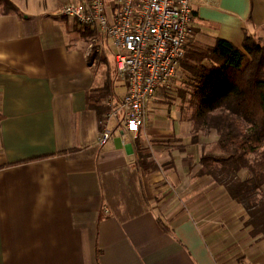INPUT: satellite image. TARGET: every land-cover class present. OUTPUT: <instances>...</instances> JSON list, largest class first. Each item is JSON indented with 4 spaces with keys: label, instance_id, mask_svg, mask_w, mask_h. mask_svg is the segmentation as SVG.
<instances>
[{
    "label": "crops",
    "instance_id": "obj_1",
    "mask_svg": "<svg viewBox=\"0 0 264 264\" xmlns=\"http://www.w3.org/2000/svg\"><path fill=\"white\" fill-rule=\"evenodd\" d=\"M9 1L18 12L0 2V264H264L245 208L201 175L218 138L194 134L185 69L136 138L124 143L114 127L99 146L90 97L115 66L109 40L107 62L91 63L95 32L60 14L70 0ZM192 27V46L242 49L246 36L264 37V0H195ZM112 77L120 99L126 86Z\"/></svg>",
    "mask_w": 264,
    "mask_h": 264
},
{
    "label": "trees",
    "instance_id": "obj_2",
    "mask_svg": "<svg viewBox=\"0 0 264 264\" xmlns=\"http://www.w3.org/2000/svg\"><path fill=\"white\" fill-rule=\"evenodd\" d=\"M6 6L5 12H18L10 1ZM97 57L91 54L90 62ZM182 67L190 75L194 133L216 132L223 151L203 155L201 175L224 186L247 211L252 235L264 236V39L246 36L242 49L223 39L212 48L190 45ZM109 75L100 94L90 97L100 122L109 110L104 102L114 95Z\"/></svg>",
    "mask_w": 264,
    "mask_h": 264
},
{
    "label": "built area",
    "instance_id": "obj_3",
    "mask_svg": "<svg viewBox=\"0 0 264 264\" xmlns=\"http://www.w3.org/2000/svg\"><path fill=\"white\" fill-rule=\"evenodd\" d=\"M194 1L70 0L61 9L62 16L109 40L118 78L126 86L122 98L111 96L106 102L99 146L112 139L114 127L124 143L130 134L136 138L158 91L174 96L172 84L194 36Z\"/></svg>",
    "mask_w": 264,
    "mask_h": 264
},
{
    "label": "rangeland",
    "instance_id": "obj_4",
    "mask_svg": "<svg viewBox=\"0 0 264 264\" xmlns=\"http://www.w3.org/2000/svg\"><path fill=\"white\" fill-rule=\"evenodd\" d=\"M6 1H9V0H0V2L3 4L4 6V9L5 7L7 8L6 6ZM94 35L93 37L90 38L89 40V45H90V52L93 54V53H96L98 54V60H100L101 58L100 57H103V55L101 53H106V49L104 48L105 47V43H106V39L104 38L103 35L99 34L98 32L94 31ZM264 39V37H262ZM101 61V60H100ZM108 72H110V75L109 76H113V81L115 80V82L120 85L122 84V81L118 80L117 77H116V72H115V66L114 64H112V67H111V70H108ZM187 85L188 88H187V91L189 92V94L192 95V88H191V81H188L187 82ZM106 104V101L104 102ZM189 108L193 109L192 113H194V109L195 107L193 106V99H192V96L190 98V101H189ZM201 136H208L209 137H212V135H217L216 132H213V131H207V130H203V131H199L198 132ZM198 133H194V134H198ZM217 138L219 139L218 135H217ZM207 154H211V155H222L223 154V151L219 148V146H215L213 145L210 149V151H208ZM250 160H253L255 158V155H251L250 157ZM246 172H242L241 175L243 177L247 176V173L245 174ZM263 191H264V188H263Z\"/></svg>",
    "mask_w": 264,
    "mask_h": 264
}]
</instances>
